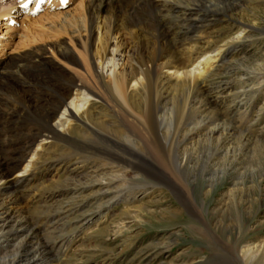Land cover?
Segmentation results:
<instances>
[{"label":"bare ground","instance_id":"bare-ground-1","mask_svg":"<svg viewBox=\"0 0 264 264\" xmlns=\"http://www.w3.org/2000/svg\"><path fill=\"white\" fill-rule=\"evenodd\" d=\"M199 1L86 2L84 18L74 16L68 25L85 32L83 46L90 53L87 61L99 87L84 79L78 82L73 75L64 76L65 83L55 86L56 80L45 68L55 70L56 66L42 46L14 58L13 65L7 57L5 63H11L12 72L6 73L9 64L0 62V254L17 251L9 264H53L48 260V238L41 232L54 224L50 217L55 219L62 212L54 204L40 210L39 206H20L27 197L34 193L36 203L50 202L57 195L94 189L97 198L115 192L121 198L132 187L127 183L141 176L152 188L160 182L170 187L179 156L173 151L177 153L184 141L202 135L212 124L205 121V115L198 117L207 109L208 97L213 103L232 95L235 100L234 83H244L252 74L264 77L261 72L248 71V77L240 75L215 84L223 70L231 69L233 56L251 42L255 28L243 22L245 14L239 8L228 16L218 0L217 5L209 0L201 6ZM0 6V10H12L19 4L0 0ZM151 10L157 13L153 17L148 14ZM222 19H227L230 28L217 40L218 36L206 32ZM51 47L60 58L80 65L63 41ZM174 88L181 94L171 95L168 90ZM103 92L111 104L101 105L103 109L96 112L99 102L105 104ZM221 125L209 130L211 142L220 143L224 129L230 130ZM75 137L84 143L85 154L78 146L79 151L64 154L60 142L74 147ZM91 149L94 153L88 152ZM70 162L92 164L106 177L79 186L75 168L66 166ZM56 168L67 173L63 184L44 183ZM129 172L133 174L126 179ZM255 248L248 246L242 256L254 257Z\"/></svg>","mask_w":264,"mask_h":264},{"label":"rangeland","instance_id":"rangeland-1","mask_svg":"<svg viewBox=\"0 0 264 264\" xmlns=\"http://www.w3.org/2000/svg\"><path fill=\"white\" fill-rule=\"evenodd\" d=\"M88 1L73 0L64 9L45 10L31 17L23 12L0 10L3 64L8 65L5 62L10 58L13 65L14 58L18 60L42 46L56 66L55 70L45 68L47 75L56 80L55 86L59 87L65 83V77L73 75L78 82L84 79L90 86L99 87L89 58L87 61L90 53H86L83 46L85 32L70 26L72 17L84 18ZM207 1L200 0L197 4L206 5ZM215 1L212 3H219L228 16L239 8L238 11L245 14L243 22L255 28L249 37L251 42L233 56L231 69L223 70L215 84H225L240 75L248 77V71L264 74V0ZM244 9L249 10L244 13ZM155 13L151 10L148 14ZM11 19L15 20L14 25L9 24ZM216 26L206 33L222 39L230 24L222 19ZM57 41H63L72 49L80 65L57 55L51 47ZM229 58L232 56L227 57L226 62ZM11 63L6 73L12 72ZM251 76L243 80L244 83H234L233 93L238 91L235 100L233 95L222 96V100L213 103L207 96L209 105L198 117L205 115V121L212 124L202 135L184 141L177 153L173 151L179 156L175 175L170 177V187L160 182L152 188L141 176L136 179L137 183H127V187H132L121 198L116 196L119 192L97 198L94 189L57 195L50 202L36 203L34 193L27 197L20 206L31 209L39 206L40 210L44 205L54 204L52 207L62 212L61 217H50V223L54 224L41 232L49 241L48 260L53 264H264V84L260 83L264 77ZM168 92L181 94L175 88ZM101 94L105 104L99 102L96 112L103 109L101 105L111 104L108 96ZM245 111H248L247 118ZM220 123L230 130L224 129L220 143L211 142L209 130ZM74 140V147L60 142L64 146L61 151L68 155L80 149L85 154L81 138ZM88 152L94 153L93 149ZM68 165L75 168L74 180L79 186L106 177L92 164L70 162ZM61 168L51 172L44 183L62 185L67 173ZM129 173L126 179L133 174ZM248 246L256 247L254 257L242 256ZM11 251L1 252L0 264H9L14 259L17 251Z\"/></svg>","mask_w":264,"mask_h":264}]
</instances>
